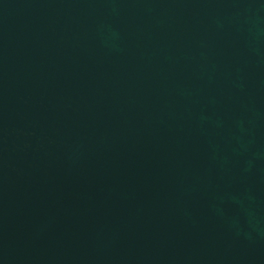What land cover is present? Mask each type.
Instances as JSON below:
<instances>
[{
	"label": "water",
	"instance_id": "water-1",
	"mask_svg": "<svg viewBox=\"0 0 264 264\" xmlns=\"http://www.w3.org/2000/svg\"><path fill=\"white\" fill-rule=\"evenodd\" d=\"M0 264H264V0H0Z\"/></svg>",
	"mask_w": 264,
	"mask_h": 264
}]
</instances>
